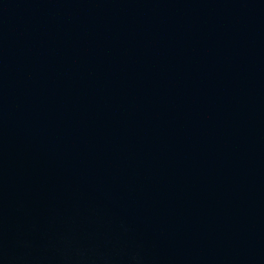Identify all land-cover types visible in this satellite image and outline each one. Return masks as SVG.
Wrapping results in <instances>:
<instances>
[{
	"label": "water",
	"instance_id": "1",
	"mask_svg": "<svg viewBox=\"0 0 264 264\" xmlns=\"http://www.w3.org/2000/svg\"><path fill=\"white\" fill-rule=\"evenodd\" d=\"M0 264H264V0H0Z\"/></svg>",
	"mask_w": 264,
	"mask_h": 264
}]
</instances>
